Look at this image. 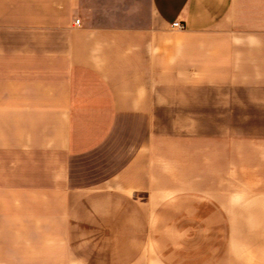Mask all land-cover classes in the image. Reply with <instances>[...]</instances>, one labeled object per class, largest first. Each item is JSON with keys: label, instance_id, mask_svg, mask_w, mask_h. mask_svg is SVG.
<instances>
[{"label": "crops", "instance_id": "1", "mask_svg": "<svg viewBox=\"0 0 264 264\" xmlns=\"http://www.w3.org/2000/svg\"><path fill=\"white\" fill-rule=\"evenodd\" d=\"M0 264H264V0H0Z\"/></svg>", "mask_w": 264, "mask_h": 264}, {"label": "built area", "instance_id": "2", "mask_svg": "<svg viewBox=\"0 0 264 264\" xmlns=\"http://www.w3.org/2000/svg\"><path fill=\"white\" fill-rule=\"evenodd\" d=\"M76 22L79 23L80 22V18H77ZM172 26L178 27V28H183L184 24L180 20H175V21L172 22Z\"/></svg>", "mask_w": 264, "mask_h": 264}]
</instances>
